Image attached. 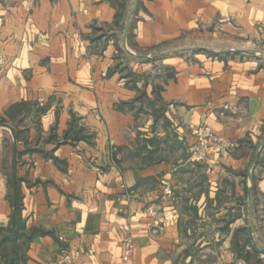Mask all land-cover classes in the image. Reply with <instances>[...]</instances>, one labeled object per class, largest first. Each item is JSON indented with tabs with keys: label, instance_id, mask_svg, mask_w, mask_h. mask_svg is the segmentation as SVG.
I'll use <instances>...</instances> for the list:
<instances>
[{
	"label": "crops",
	"instance_id": "obj_1",
	"mask_svg": "<svg viewBox=\"0 0 264 264\" xmlns=\"http://www.w3.org/2000/svg\"><path fill=\"white\" fill-rule=\"evenodd\" d=\"M132 4L0 0V228L19 193L23 264H222L247 220L264 239V61L129 53L217 28L264 44V0H140L125 45ZM199 125L233 148L190 162Z\"/></svg>",
	"mask_w": 264,
	"mask_h": 264
},
{
	"label": "rangeland",
	"instance_id": "obj_2",
	"mask_svg": "<svg viewBox=\"0 0 264 264\" xmlns=\"http://www.w3.org/2000/svg\"><path fill=\"white\" fill-rule=\"evenodd\" d=\"M195 47H205L209 50L216 51L217 53L213 54L209 51L203 50H187L181 51L177 54L167 56L159 59H151L150 61L153 63V69H156L161 66L162 62L171 58H180L183 57L185 59H192L194 55L197 54H206L212 56H220L224 53L223 51H229L231 49H244L239 52H232L233 56H240L245 58H260L264 61V44L263 42H259L257 44L247 43V40L242 37L236 36H225L221 35L219 28L213 31L212 35L206 34H198L196 36L184 37L179 42L169 44L167 46H163L155 49V52L151 53H159L166 50L171 49H179V48H195ZM254 51V53L245 52ZM260 54V55H259ZM131 159V158H129ZM134 160V158L132 157ZM247 212V209H245ZM253 224V221L247 220L245 223V227L240 229L234 233V250L238 252L236 258H231V255L224 252H218L211 259L212 263L221 262L222 264H227L228 260L239 264H264V239L259 237V235L255 232L254 227L251 230L250 224ZM217 246L216 248L219 250Z\"/></svg>",
	"mask_w": 264,
	"mask_h": 264
},
{
	"label": "built area",
	"instance_id": "obj_3",
	"mask_svg": "<svg viewBox=\"0 0 264 264\" xmlns=\"http://www.w3.org/2000/svg\"><path fill=\"white\" fill-rule=\"evenodd\" d=\"M189 132L194 139V144L190 150L189 156V161L192 163L206 161L208 158V152L211 149H216L220 155H225L234 146L231 142L220 137L208 125L191 126ZM165 194L171 196L172 192L169 188H166ZM147 212L151 216H154L157 213L152 207H149ZM124 247V259L126 260L129 257L130 251L133 249V245L128 239H125ZM64 260L67 263H72L71 257L66 253H64Z\"/></svg>",
	"mask_w": 264,
	"mask_h": 264
},
{
	"label": "trees",
	"instance_id": "obj_4",
	"mask_svg": "<svg viewBox=\"0 0 264 264\" xmlns=\"http://www.w3.org/2000/svg\"><path fill=\"white\" fill-rule=\"evenodd\" d=\"M17 204L13 208L14 197L11 198L12 202V216L10 225L7 228H0V257L4 259L5 264H23L21 257V246L18 241L21 240L23 234L21 231L20 220V197L19 193L16 194ZM32 233H28L26 240L31 238Z\"/></svg>",
	"mask_w": 264,
	"mask_h": 264
},
{
	"label": "water",
	"instance_id": "obj_5",
	"mask_svg": "<svg viewBox=\"0 0 264 264\" xmlns=\"http://www.w3.org/2000/svg\"><path fill=\"white\" fill-rule=\"evenodd\" d=\"M140 0H133V4L131 6V8L129 9L127 15H126V18H125V25H124V31H123V40H124V44L126 45V40H127V36H128V31H129V27H130V22H131V17L133 15V13L135 12V9H136V6L138 5V2ZM187 50H194V51H197V50H203V51H209L211 53H217L216 51H213V50H209L205 47H195V48H179V49H171V50H166V51H162V52H159V53H152V54H143V53H138V54H134L132 52H130L129 50V53H131L132 55H134L135 57L137 58H142V59H159V58H164V57H167V56H171V55H174V54H177L181 51H187ZM240 50H229V51H223L222 53H228V52H239ZM250 53H254V52H250ZM264 145V137L262 138V140L259 142V144L257 145L256 147V150H255V153H254V159L252 161V166L255 165L257 159H258V156H259V152L262 148V146ZM15 206H16V203H15ZM248 209H249V217L250 219H252L253 217V193H252V190H249V199H248ZM251 229H253V226L250 225Z\"/></svg>",
	"mask_w": 264,
	"mask_h": 264
}]
</instances>
